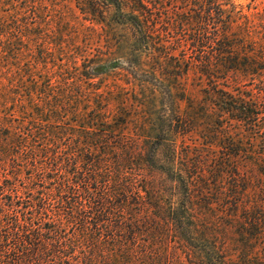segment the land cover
<instances>
[{
	"label": "trees",
	"instance_id": "trees-1",
	"mask_svg": "<svg viewBox=\"0 0 264 264\" xmlns=\"http://www.w3.org/2000/svg\"><path fill=\"white\" fill-rule=\"evenodd\" d=\"M18 1L10 0L17 15L15 31L7 36L8 28L0 22V49H9V46L13 49L15 43L23 47L32 30L26 8L22 4L17 7ZM76 1L81 11L91 15V22L99 26L104 36L116 42V46L118 43L122 49H169L162 33L169 32L170 24L159 27V19L152 16L151 0ZM202 1L194 0L192 6L205 7L206 0ZM176 25L182 30L181 34L188 32L182 35L185 39L181 41L182 47L221 49L216 47L220 34L208 32L205 30L208 27L202 30V25H209L202 15L194 12L173 28ZM223 29L221 36L227 40L229 29ZM213 58V54L205 53L198 60L195 58L203 65L201 72L206 76L212 77L214 73ZM151 60L153 66L162 61L169 67L172 65L166 54L162 57L153 54ZM235 62L237 66L232 64L229 68L241 70L239 61ZM29 70L20 72L12 87L14 91L10 92L13 94L11 110L15 109L18 117L9 120V125L0 120V130L9 126L5 127L4 135L0 134V264L232 263L229 248L219 239L217 222L212 221L214 211L206 213L191 207L195 199L191 189L194 178H184L180 173L178 188L185 191L179 206L173 207L163 193L156 195L152 181H138L133 177V171L140 167L150 170L158 148L144 147L138 151L127 143L120 126L106 124L103 109H99L101 103L92 110L98 112L89 120L82 118L81 109L87 114L95 102L80 91L78 80L64 77L62 68L52 71L45 67L38 79L25 83L24 74L32 77L34 73L33 68ZM108 70L109 66L101 63L91 64L88 77L97 78ZM167 70L162 68L159 72ZM170 70V77L178 81L189 76V63L179 76L173 75L172 67ZM42 77L49 80L41 83ZM163 92L170 94L168 90ZM216 92L214 88L204 91L206 99L199 108L187 99L190 109L181 116L192 118L190 112L195 109L196 117L201 116L203 121L197 125L186 122L182 127L187 125V129L181 130L188 135L202 128L200 133L205 132L207 142L215 138L214 133L224 135L232 130L233 124L245 123L248 132L253 134L254 144L257 134L264 132V103L253 98L239 101L227 93L218 97ZM145 109H151V105ZM153 121L150 119L147 125L149 137L160 132L156 129L158 123ZM190 124L194 126L192 129H189ZM168 127L170 131H162L156 137L158 140L165 134H180L174 123ZM223 141L222 148L229 154L215 167H232L227 174L234 179L232 191L237 190L234 192L237 194L241 183L246 182L242 166L234 163L242 154L231 143H234L231 137ZM213 145L212 142L210 146ZM160 146L163 145L160 143ZM171 147L176 156L175 143ZM248 164L261 169L257 174L250 173L257 177L248 174V189L254 188L257 195L254 200H248V216L243 219L248 227L244 223L239 227L237 254L242 262L251 264L254 255H258L254 244L264 240V152H256L254 146L248 149ZM215 179L217 182L221 178ZM205 197L207 202L202 200V209L209 211L213 201ZM232 213L229 217L237 216L236 209Z\"/></svg>",
	"mask_w": 264,
	"mask_h": 264
},
{
	"label": "rangeland",
	"instance_id": "rangeland-1",
	"mask_svg": "<svg viewBox=\"0 0 264 264\" xmlns=\"http://www.w3.org/2000/svg\"><path fill=\"white\" fill-rule=\"evenodd\" d=\"M193 1L151 0L154 4L152 16L159 19V27L164 23L170 24L169 32L162 33L169 49H122V45L118 47V43L116 46V42L110 40L109 36H104L99 26L91 22L92 16L84 14L76 0H19L16 5L19 7L22 4L26 8L32 30L24 40V48L15 43L13 49L12 46L9 49H0V71L3 73L0 75V120L8 124L9 120L18 117L15 109L11 110L13 94L10 95V92L14 91L12 87L20 72L27 73L33 68L32 77L24 74L27 83L29 79H38L45 67L53 69L52 71L62 68L64 77L78 80L80 91L87 99L91 98L95 102L94 107L86 111L87 114H83L84 109H81L82 118L89 120L92 114L98 112L92 110L96 109L97 103H101L99 109H103L102 115L107 121L106 124L110 127L120 126L127 143L133 144L138 151L144 147L158 148L150 170L140 167L133 171V177L138 181H152V190H155L156 195L161 196L160 193H163V197L171 201L175 208L179 206L181 194L185 191L178 188L177 178L180 173L184 178H194L191 189L195 199H192L191 207L206 213L214 211L212 221L217 222L220 241L229 248L231 264H248L242 262L237 254L240 238L238 231L242 223L247 226L243 219L248 216V200H254V195H257L254 188L248 189V174H257L261 169L248 164V149H253L254 146L256 152H264V132L257 134V141L253 144V134L248 132V125L233 124L231 131H226L224 135L214 133L215 138L206 142L205 132L200 133L202 128H196L188 135L181 130L187 129V125L182 127L186 122H193L195 125L202 123V117H196L195 109L190 112L192 118H183L181 115L190 109L187 99L195 102L196 108H199L206 99L204 91H213V88L216 89L218 97L227 93L239 101L253 98L264 103V0H206L205 7H193ZM209 1L214 4L210 5ZM194 12L209 22V25H202V30L208 27L205 29L208 32L220 34L216 47L221 49L182 47L181 41H185L182 35L188 32L181 34L182 30L177 25L173 28V25ZM0 22L7 26V36L17 27V15L10 0L7 3L0 1ZM224 27L229 29L226 33L227 40L221 36ZM204 53L214 56L211 61L214 70L212 77L204 75L201 72L203 65L195 61V58L198 60ZM153 54L156 57L166 54L171 59L173 75L179 76L189 63V76L178 81L174 76L171 78V70L166 61L152 65ZM236 59L241 64V70L233 71L229 67L232 64L233 67L237 66ZM95 63L109 66V70L90 79L88 76L91 64ZM162 68L168 70L160 73L159 69ZM48 80L49 78L42 77L40 82ZM207 86L211 89L207 90ZM167 90L170 94L164 95L163 91ZM147 105H151V109H145ZM219 113L222 114L221 110ZM150 119L158 123L156 129L160 131L154 133L153 138L147 134ZM171 123H174L176 130L180 129V134H165V137L158 140L156 137L162 131H170L168 125ZM8 125L3 126L0 134L4 135ZM190 126L189 129L194 127L191 124ZM226 137H231L234 141L231 143L242 154L234 163L242 166V173L245 175L242 177L246 182L240 185L244 191L241 188L237 194H234L237 190L232 191L234 179L227 174L232 167H215L229 154L222 148ZM212 142L215 145L211 147ZM174 143L176 156L173 155L171 147ZM214 167L218 169L215 174L212 173L216 170H212ZM215 177L221 179L216 182ZM259 192L261 196V191ZM205 196L213 201L209 211L202 209L201 202L203 199L206 201ZM235 209L237 216L229 217L234 214L232 212ZM254 245L258 255H254L251 264H264V240H259Z\"/></svg>",
	"mask_w": 264,
	"mask_h": 264
}]
</instances>
